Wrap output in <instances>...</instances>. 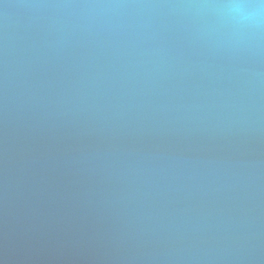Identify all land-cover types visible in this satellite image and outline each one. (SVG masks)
Segmentation results:
<instances>
[{
    "label": "water",
    "instance_id": "water-1",
    "mask_svg": "<svg viewBox=\"0 0 264 264\" xmlns=\"http://www.w3.org/2000/svg\"><path fill=\"white\" fill-rule=\"evenodd\" d=\"M0 264H264V0H0Z\"/></svg>",
    "mask_w": 264,
    "mask_h": 264
}]
</instances>
